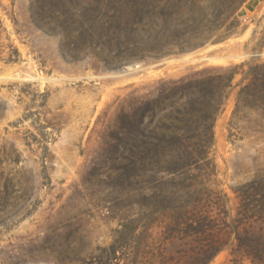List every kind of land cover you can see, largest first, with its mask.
Wrapping results in <instances>:
<instances>
[{"label":"rangeland","instance_id":"1","mask_svg":"<svg viewBox=\"0 0 264 264\" xmlns=\"http://www.w3.org/2000/svg\"><path fill=\"white\" fill-rule=\"evenodd\" d=\"M262 62L264 0H0V215L17 210L0 264H252L233 237L202 263L200 235L169 238L158 215L146 230L140 195L202 199L195 212L231 226L264 181V123L231 118L230 99L205 159L139 184L114 122L173 83Z\"/></svg>","mask_w":264,"mask_h":264},{"label":"trees","instance_id":"2","mask_svg":"<svg viewBox=\"0 0 264 264\" xmlns=\"http://www.w3.org/2000/svg\"><path fill=\"white\" fill-rule=\"evenodd\" d=\"M230 99L234 102L231 118L263 126L264 62L212 69L167 86L130 111L121 110L114 124L123 132L125 148L133 160L136 183L146 182L143 176L153 175L161 164L165 172L182 175L189 166L205 159L213 144L216 121ZM149 115L151 120L144 124V118ZM7 183L2 184L1 200L8 194ZM246 187L252 191L231 226L224 219H212L209 214L195 212L202 199L195 200L192 211H183L184 207H162L165 198L144 197L140 195L143 187L138 191L140 198L152 203L138 221L148 230L159 219H152L153 216L158 215L169 220L165 230L169 238L200 235L208 241L198 255L202 263H208L233 237L234 252L243 253L252 264H264V181L253 180ZM158 207L161 209L157 210ZM16 213L17 210L3 213L0 223Z\"/></svg>","mask_w":264,"mask_h":264},{"label":"bare ground","instance_id":"3","mask_svg":"<svg viewBox=\"0 0 264 264\" xmlns=\"http://www.w3.org/2000/svg\"><path fill=\"white\" fill-rule=\"evenodd\" d=\"M230 57V56H229ZM208 60H218V61H220L221 60V58L219 59V58H217V57H210V58H208ZM189 61H194L193 59L192 60H189ZM196 61V60H195ZM210 61H208V62H210ZM228 62V61H227ZM215 63V62H214ZM219 64V63H218ZM221 64V63H220ZM223 64V63H222ZM141 66V65H140ZM139 65H136V64H134V65H128V66H125L124 68H123V72H130V73H128V74H131V72H136L137 70H139L138 68L140 67ZM142 67V66H141ZM145 68V67H144ZM142 69H143V67H142ZM150 69V68H149ZM140 70H141V68H140ZM122 71V70H121ZM151 71V70H150ZM119 73H121V72H119ZM117 74H118V72H117ZM114 75V74H113ZM120 75V74H119ZM19 76V75H18ZM116 76H118V75H116ZM127 76V75H126ZM103 77H105V76H103ZM119 77V76H118ZM19 78V77H18ZM30 78V77H29ZM96 78V77H95ZM27 79V78H26ZM98 79V78H97ZM101 79H103V78H101ZM58 80V79H57ZM45 81V80H44ZM56 81V80H55ZM59 81V80H58ZM57 82V81H56Z\"/></svg>","mask_w":264,"mask_h":264}]
</instances>
